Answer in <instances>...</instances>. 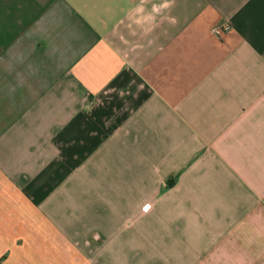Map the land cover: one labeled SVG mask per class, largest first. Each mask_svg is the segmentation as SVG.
<instances>
[{"label":"crops","instance_id":"obj_1","mask_svg":"<svg viewBox=\"0 0 264 264\" xmlns=\"http://www.w3.org/2000/svg\"><path fill=\"white\" fill-rule=\"evenodd\" d=\"M0 264H264V0H0Z\"/></svg>","mask_w":264,"mask_h":264}]
</instances>
